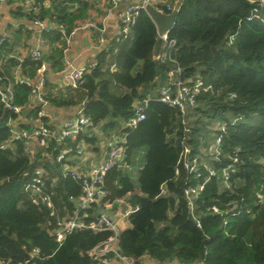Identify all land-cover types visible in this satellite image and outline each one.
Wrapping results in <instances>:
<instances>
[{
	"label": "trees",
	"instance_id": "trees-1",
	"mask_svg": "<svg viewBox=\"0 0 264 264\" xmlns=\"http://www.w3.org/2000/svg\"><path fill=\"white\" fill-rule=\"evenodd\" d=\"M64 2L79 3L78 14L73 15L72 6L59 3L52 10L33 15L32 20L48 19L60 26L68 21L73 29L76 21L86 16L89 3ZM253 8L250 0L182 2L169 33V38L176 41L173 57L182 70V79L199 76L211 86L199 97L190 116L192 140L197 149L200 138L209 135L210 125L204 120L207 117L210 123L236 120L228 126L223 156L216 167L229 165L237 149L239 161L231 175V188L214 178L196 200L190 219L191 209L184 195L188 177L184 173L177 177L175 173L184 130L175 109L152 100L146 120L128 135L133 166L137 158L144 160L137 181L131 173L117 169L110 171L105 180L108 197L104 203L117 205L118 200L127 198L133 208H138L129 216L130 227L120 234L122 255L135 261L147 257L158 264H264V203H258L264 196V22L250 19ZM231 37L234 41L229 46ZM45 40L55 49L41 61L27 58L21 64L23 77L35 79L46 60L56 71L63 70L64 37L56 31L45 35ZM159 46L157 27L143 11L129 36L99 55L95 69L78 89H68L64 97L61 88L45 83L42 96L47 107L83 106L84 115L94 127L104 124L107 130L122 131L123 124L134 116L135 104L153 94L149 88L157 92L174 67L154 60ZM4 47L0 48V61L5 57ZM18 66V61L9 58L0 76L11 87L13 105L23 112L28 110L24 117L30 124L24 127L30 129L40 119L43 106L32 104V96L37 94L34 87L16 81L11 71ZM3 110L0 102V117ZM11 118L16 115L10 113L8 120ZM8 120L0 124V261L22 264L29 252L38 248L41 258L37 264H95L89 251L111 233L75 231L58 243L55 221L48 210L34 205L24 191L35 170L43 168L46 191L53 196L58 214L73 217L82 184L70 176L63 177L64 164L57 159L75 144L71 140H50L34 157L25 153L22 143L15 150H4L2 145L10 137ZM40 120L54 129L50 118ZM80 139L87 144L95 142L89 135ZM190 182L196 181L190 178ZM214 206L220 214L212 211Z\"/></svg>",
	"mask_w": 264,
	"mask_h": 264
},
{
	"label": "built area",
	"instance_id": "built-area-1",
	"mask_svg": "<svg viewBox=\"0 0 264 264\" xmlns=\"http://www.w3.org/2000/svg\"><path fill=\"white\" fill-rule=\"evenodd\" d=\"M9 1V0H8ZM34 4L33 15H39L45 10L48 3L53 5L63 3L64 6H73L72 3L64 2L65 0H31ZM85 0H79L84 2ZM120 0H109L112 5H117ZM184 0H178L177 4L170 6L165 1L157 0H141L127 7L122 22L117 28V42L129 36L131 28L134 26L141 12H146V7L152 5L156 10L163 14H170L175 10L180 11L181 4ZM254 4L250 19H260L264 22V0H250ZM178 8V9H177ZM90 23L75 26L71 31L68 27L60 26L48 19L40 20L38 18L31 20V35L36 39L37 47L31 51L30 57L34 61H41L45 51V35L53 32H60L66 41V49L64 50L62 78L68 89H78L86 80V75L96 67V62L87 63L84 65H75L68 57L69 47L78 30L89 28ZM158 30V29H157ZM167 32L160 35L158 38L161 48L154 55V60L160 64H173V69L168 73L167 82L156 93L149 95L141 102H137L134 106V116L123 124L121 133L116 134L113 144L111 145L107 157L104 162L95 165L91 168L88 174L71 167L69 162L74 159L84 160L88 144L85 140L80 139L94 129L93 122L84 115L83 110L79 112L76 118L66 120L59 129H51L48 125L42 122L43 118H50V115L45 110L40 111L39 120L34 123L32 128L27 129L24 124H21L24 117V112L21 107L13 105V97L11 87L5 84L4 78L0 76V102L4 107L10 108V113L16 115V118L8 120L10 130L9 139L4 142L2 149L15 150L17 145L22 143L26 154L34 157L35 149L32 147L35 144L38 148L48 146L50 140H56L58 143H64L71 140L75 146L72 149H67L61 152L57 161L63 163V177H72L81 182L82 194L77 199L76 212L71 218L61 217L53 200L51 193L46 191V171L43 168L35 170L30 181L26 184L24 191L29 195L32 203L37 206H44L48 210L49 217L55 221L54 236L58 243H62L66 237L75 231L92 230L95 232H110L111 236L89 251V256L95 264H146L144 258L135 261L130 257L121 254L119 249V237L122 232L116 222H114L108 213L112 207L122 210V205L126 204L127 211L122 215L128 217L137 212L138 208H133L127 198L117 201V205L109 202L104 203L108 197L105 188V180L107 174L114 170L133 172L134 166L130 160L128 153V135L129 131L137 128V126L146 120L147 109L152 100H156L169 105L177 111V117L180 120V125L184 130V139L182 141V151L180 153L175 173L177 177L182 174L187 175V183L184 190V195L189 204L191 212L193 211L196 200L201 195L205 186L214 178H217L228 189L231 188V175L234 171V165L238 163L239 149L230 157L231 163L217 169L216 164L221 162L223 156L224 136L227 133L228 126L234 124L232 122H215L208 128L209 135L200 138V145L195 148L192 140L193 126L190 122V111L198 106V99L203 93L211 90V86H206L203 79L199 76L191 80L182 79V70L177 65L176 59L173 57V52L176 48V41L169 38ZM234 37L228 41V45H232ZM7 42V37L0 38V48ZM100 42L102 40L100 39ZM46 71V66L43 64L38 70L39 77H42ZM19 84L34 87L37 91V96L40 100L47 102L43 98L42 90L44 81L38 83L32 80H19ZM234 97V96H233ZM72 154V155H71ZM71 155V156H70ZM190 178L196 182L191 183ZM162 193L165 190L162 188ZM258 203H264V196L261 197ZM95 212L90 215L89 212L93 209ZM234 208L230 211L232 212ZM215 214H220L221 211L217 206L212 208ZM198 226H200L198 224ZM41 258V252L38 248H34L29 252L28 258L22 264H37L36 260ZM178 262V261H175ZM0 264H10L0 261Z\"/></svg>",
	"mask_w": 264,
	"mask_h": 264
},
{
	"label": "crops",
	"instance_id": "crops-1",
	"mask_svg": "<svg viewBox=\"0 0 264 264\" xmlns=\"http://www.w3.org/2000/svg\"><path fill=\"white\" fill-rule=\"evenodd\" d=\"M141 0H120L117 5H112L109 3V0H85L84 2L89 3V8L87 14L83 19L76 21V26L81 24L90 23L89 28L80 29L73 37L71 45L68 51L69 59L75 65H84L87 63L96 62L99 55L109 50L117 42L116 31L122 22V16L124 15L128 6L135 2ZM165 1L166 4L174 6L177 4L178 0H157ZM55 5L48 3L45 6V10H52ZM34 4L31 0H0V38L5 36L7 37V42L4 44V54L5 57L0 61V71L4 64V72L6 71V62L9 58L14 59L19 62L17 68H13L11 73L15 76L16 81L19 80H28V77H23L21 74V64L30 57L31 51L37 47L36 39L32 37L30 27L33 14ZM80 9V4H73L71 11L75 16L78 14ZM66 27L70 28L72 23L66 21ZM72 30V28H70ZM100 39L102 42H100ZM67 47V45H66ZM65 47V49H66ZM161 48V44L158 48V51ZM55 49V45H50L47 40H45V51L44 56L52 53ZM64 49V50H65ZM63 50V53H64ZM46 66V71H48L47 76L39 77L36 76L32 81L38 83L43 80L44 84L53 85L54 87H59L64 91V97H66L68 88L66 87L63 78L62 71L58 72L53 68L52 62L47 60L43 62ZM30 80V79H29ZM164 86V85H163ZM159 85V89L163 87ZM45 85L42 90V93L45 90ZM149 93L153 92V88L148 89ZM37 97V94L32 96V104H34V99ZM42 110H45L50 115V122L53 125L54 129H59L66 120L74 119L77 117L80 111L83 110V106L78 107H63L60 109L51 108L42 105ZM37 122V121H36ZM21 124L28 125L30 121L24 118L20 121ZM101 124L94 129H91L87 135L95 139L94 144H88V149L84 160L74 159L69 162L71 167H74L84 174H88L91 168L95 165H99L105 161L107 153L113 144L114 137L116 134L121 133L120 130H107ZM35 151H38V147L33 144L32 146ZM143 155V154H142ZM141 158H137L135 161H140ZM134 161V162H135ZM139 167L136 175L143 167ZM132 174V173H131ZM137 181V180H136ZM110 218L117 223L120 232L125 231L130 227V222L128 217H123V211L112 207L108 210ZM146 264H158L154 260H151L147 257L144 258ZM114 264H118L117 262ZM167 264H179L178 262L172 261ZM203 264V263H196Z\"/></svg>",
	"mask_w": 264,
	"mask_h": 264
},
{
	"label": "water",
	"instance_id": "water-1",
	"mask_svg": "<svg viewBox=\"0 0 264 264\" xmlns=\"http://www.w3.org/2000/svg\"><path fill=\"white\" fill-rule=\"evenodd\" d=\"M146 13L151 18V20L154 22V24L156 25L159 34L163 35L167 32H170L173 29V27L176 23V19H177L179 11L175 10L170 14H163V13L159 12L158 10H156L152 5H148L146 7ZM47 75H48V71H45L44 76H47ZM34 104L45 105V102L40 100L39 97L37 96L34 99ZM9 112H10V108L4 107L3 114L0 117V124L7 122ZM24 114L27 115L28 110H25ZM104 190H107V189L104 188ZM122 210H123V213H125L127 211L126 204L122 205ZM190 219H193L192 212L190 213Z\"/></svg>",
	"mask_w": 264,
	"mask_h": 264
},
{
	"label": "rangeland",
	"instance_id": "rangeland-1",
	"mask_svg": "<svg viewBox=\"0 0 264 264\" xmlns=\"http://www.w3.org/2000/svg\"><path fill=\"white\" fill-rule=\"evenodd\" d=\"M155 93H156V91H154ZM193 110H191L190 111V116L193 114ZM212 113H210V115H211ZM195 116H196V114H195ZM197 117V116H196ZM209 117H207V118H202V119H204L205 120V124H207V123H209V125H213V123H210L211 121H208V120H210V119H208ZM194 120H196V119H193V121ZM142 163L144 164V160H143V158H141V160L140 161H135L134 162V164H135V166H134V170H133V172H131L132 174H130L132 177H133V180H134V182H136V176H134V175H136L137 174V172H138V169H139V167L142 165Z\"/></svg>",
	"mask_w": 264,
	"mask_h": 264
}]
</instances>
